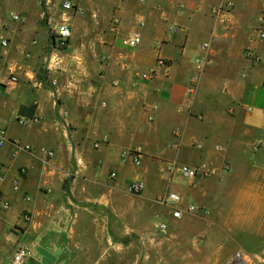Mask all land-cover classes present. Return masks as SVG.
<instances>
[{"label":"crops","instance_id":"crops-1","mask_svg":"<svg viewBox=\"0 0 264 264\" xmlns=\"http://www.w3.org/2000/svg\"><path fill=\"white\" fill-rule=\"evenodd\" d=\"M226 1L234 10L223 25L212 11ZM263 10L264 0H0V129L8 139L0 145V264L19 248L29 251L25 264H97L94 255L104 258L116 235L157 228L168 193L193 201L207 194L204 178L223 176L221 164L237 165L235 174L241 163L263 165L264 147L250 157L252 141L264 139V42L255 32ZM63 22L72 32L64 45L56 33ZM133 35L141 39L134 49L125 45ZM248 48L258 64L246 59ZM159 59L165 67L152 80L138 79ZM129 150L142 153L140 167L124 162ZM169 163L215 174L186 178L168 173ZM259 168L252 179L264 175ZM134 183L144 187L139 195ZM234 195V207L256 203L264 212L260 183ZM241 219L220 227L211 256L206 227L200 248L191 243L199 261L185 264H220L232 240L224 228ZM256 234L264 238L261 228ZM170 238L174 256L188 261L180 237Z\"/></svg>","mask_w":264,"mask_h":264},{"label":"rangeland","instance_id":"rangeland-1","mask_svg":"<svg viewBox=\"0 0 264 264\" xmlns=\"http://www.w3.org/2000/svg\"><path fill=\"white\" fill-rule=\"evenodd\" d=\"M263 140L262 137H258V139L255 138L252 141L250 157H256L259 154L262 147H264ZM258 143L260 144L258 145ZM256 147L259 149V151H256L257 153L254 150ZM242 160H247V158H242ZM224 164L231 167L228 173H223L222 177L203 179L205 182L203 186H205L207 194L199 190V192L197 191V195L194 194L195 197L194 199L192 198L193 201L184 198L186 204L192 203L199 208L197 213L192 216H186L180 221H189V224L179 227L177 223L172 222L170 210L165 207L159 212V217L156 220L158 225L157 228L148 227L147 229H138L136 231L139 232H134L132 236H129V234L116 235L117 243H113L110 248L106 245L104 250H107V252L104 258L98 259L99 255L95 254L93 260L98 262L97 264H164L160 262L163 256L168 257L169 261L171 260V264L198 262V257L201 256V254L193 250L192 241L197 245L196 247L200 248L201 244L198 242L201 240V237H203V232L206 227L213 226L210 229V231H213L210 236L211 240L214 242L208 246L202 245L205 252L207 254L210 252L209 256H211V249L215 248L217 246L216 241L222 238L220 227H224V223H226L228 218L231 219L239 216V218L242 217V219L237 222L238 224H234V228L229 227L230 230L224 228L228 234H231L232 240L226 244L223 252L224 254L227 253V256H225L224 259V255L221 257L223 260L220 264H235L233 262V255L239 252H242L244 255L259 254L260 258H254L253 260L247 257V260L249 264H264V238L256 234L261 228L263 233L262 237H264V228H262L264 227V212L260 211V208H255L256 203H251L249 209L246 205H242L240 208L234 207L232 203V200L236 198L234 194H239L243 188H248L253 185L258 186L259 183L264 186V175L259 179H252L250 176L253 168L257 169L260 167L259 169H264V164L255 165L241 163L240 167H238V173L236 174L237 165L227 162ZM220 166H222V164ZM234 208H239V210L235 212ZM247 210L249 211L247 212ZM253 212L256 213V216L252 219H246L247 215H251ZM257 214H260V217ZM162 222L168 224V230L166 232H162L159 229V225ZM173 235L180 237L182 241L181 247L184 248L182 251L183 255L186 253H188V255L192 254L191 257L187 259L188 261L184 260V258L181 259V255L174 256L172 241H166V239H171L170 236ZM161 238L165 239V244L163 246L159 245L157 241ZM142 250L145 254L144 256L148 257L143 261L141 256ZM46 261L48 263V260Z\"/></svg>","mask_w":264,"mask_h":264},{"label":"built area","instance_id":"built-area-1","mask_svg":"<svg viewBox=\"0 0 264 264\" xmlns=\"http://www.w3.org/2000/svg\"><path fill=\"white\" fill-rule=\"evenodd\" d=\"M141 2L145 0H140ZM64 9L66 11H70L73 9V5L70 2H65L64 3ZM234 10V3L231 1H226L223 4L215 7L212 11V16L216 19V21L220 24L225 25L227 23V16L231 15ZM14 19L18 20L19 17L15 16ZM143 24V21L141 22ZM255 32H256V39L258 42H264V10L263 12L259 15L257 18V24L255 27ZM59 39L62 42V45L71 37L72 32H71V27L68 25L67 22H63L58 30L56 31ZM141 39L138 35H133L132 37H128V39L125 41V45L128 46L129 48H136ZM3 46H6V43H3ZM209 47L208 43H205L202 45L203 50H207ZM244 55L247 60H249L253 64H258L261 61V57L258 54V52L255 49L248 48L245 50ZM197 63V69L202 70L206 61L205 59H198L196 61ZM165 67V61L162 59H159L157 61V65L154 70L148 72V73H143L140 75H137L138 79L141 80H152L158 71V69ZM10 82L17 83L18 79L17 77L13 76L10 79ZM54 84V83H53ZM197 84V80L193 81V85ZM264 86V83H263ZM192 89H194V86H192ZM21 123H24L23 121ZM8 139L6 137V131L4 129H0V145L4 144L7 142ZM259 145V143H258ZM17 151H29L31 150V147L26 145V146H21L20 144L15 145ZM194 146L200 147L198 143H194ZM216 150L221 151V148L219 146L216 147ZM258 150V147H256V151ZM40 152L45 155L48 159L52 158L54 156V153L50 150L47 149H41ZM142 158L143 155L140 152V150H129L123 153V160L124 162H130L131 165L134 167H140L142 164ZM178 170V172L183 175L186 178H197V177H203L206 175L210 174H215V171L211 170H206L205 167L199 166L195 168H191L187 165H180L177 167V165L173 163H169L167 165V171L168 173H174L175 170ZM231 167L229 165L223 164L219 170L221 173H228L230 171ZM112 178L116 177V174L113 173L111 175ZM130 192L139 195L144 187L142 184L134 183L130 186ZM160 203L167 207L170 210V216L171 219L175 221H180L182 220L186 215H193L198 212L199 208L196 207L193 204H185L184 198L182 197L181 194L176 193V192H170L164 197L160 199ZM25 220H29L28 217H25ZM159 229L162 232H166L168 230V224L166 222H162L159 225ZM29 257V251L24 248H19L17 251L14 253L11 262L9 264H25V260ZM233 262L235 264H246V260L244 258V254L242 252L236 253L233 257Z\"/></svg>","mask_w":264,"mask_h":264},{"label":"bare ground","instance_id":"bare-ground-1","mask_svg":"<svg viewBox=\"0 0 264 264\" xmlns=\"http://www.w3.org/2000/svg\"><path fill=\"white\" fill-rule=\"evenodd\" d=\"M240 264V263H239Z\"/></svg>","mask_w":264,"mask_h":264}]
</instances>
